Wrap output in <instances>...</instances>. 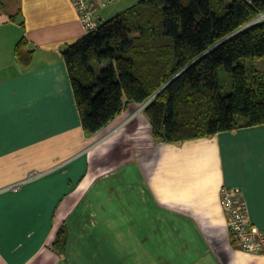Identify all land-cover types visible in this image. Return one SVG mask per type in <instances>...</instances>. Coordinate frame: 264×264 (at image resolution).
I'll return each instance as SVG.
<instances>
[{"label": "crops", "instance_id": "crops-1", "mask_svg": "<svg viewBox=\"0 0 264 264\" xmlns=\"http://www.w3.org/2000/svg\"><path fill=\"white\" fill-rule=\"evenodd\" d=\"M84 36L70 0H0V264H264L233 243L222 203L238 188L264 231V125L156 142L131 104L89 135L63 58Z\"/></svg>", "mask_w": 264, "mask_h": 264}, {"label": "trees", "instance_id": "trees-1", "mask_svg": "<svg viewBox=\"0 0 264 264\" xmlns=\"http://www.w3.org/2000/svg\"><path fill=\"white\" fill-rule=\"evenodd\" d=\"M15 55L32 65L25 37ZM63 58L89 135L131 104L145 105L156 142L264 125V0H143ZM65 246L62 227L53 247Z\"/></svg>", "mask_w": 264, "mask_h": 264}, {"label": "built area", "instance_id": "built-area-1", "mask_svg": "<svg viewBox=\"0 0 264 264\" xmlns=\"http://www.w3.org/2000/svg\"><path fill=\"white\" fill-rule=\"evenodd\" d=\"M78 14L85 34L99 31L103 20L98 16L99 9H105L117 0H70ZM222 203L228 226L237 246L248 253L264 255V231L252 225L248 218L245 202L238 188H224Z\"/></svg>", "mask_w": 264, "mask_h": 264}, {"label": "rangeland", "instance_id": "rangeland-1", "mask_svg": "<svg viewBox=\"0 0 264 264\" xmlns=\"http://www.w3.org/2000/svg\"><path fill=\"white\" fill-rule=\"evenodd\" d=\"M139 1H143V0H122L120 1V3H118V5L116 4V6L119 8V12L118 13H122L123 11H125L128 7H130V5H134V4H138L140 3ZM119 2V1H118ZM104 11H107V9H105ZM117 15V14H115ZM103 20V19H102ZM103 22H106L105 19L103 20ZM250 61L248 60H243V63L248 65ZM249 66V65H248Z\"/></svg>", "mask_w": 264, "mask_h": 264}]
</instances>
